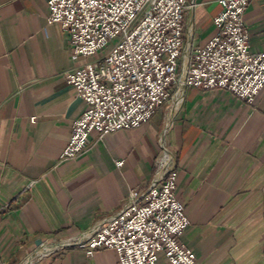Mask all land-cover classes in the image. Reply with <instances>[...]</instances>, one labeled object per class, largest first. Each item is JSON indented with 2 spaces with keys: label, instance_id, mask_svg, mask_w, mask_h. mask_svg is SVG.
I'll use <instances>...</instances> for the list:
<instances>
[{
  "label": "crops",
  "instance_id": "1",
  "mask_svg": "<svg viewBox=\"0 0 264 264\" xmlns=\"http://www.w3.org/2000/svg\"><path fill=\"white\" fill-rule=\"evenodd\" d=\"M48 1L0 0V264H25L40 241L89 234L159 179L165 154L191 223L180 241L197 264H264V89L248 104L184 88L177 107L104 139L92 133L78 158L60 162L87 105L66 81L77 64L68 33L48 24ZM220 1L194 0L186 45L215 36ZM244 27L251 50L264 52V0H251ZM32 264L119 262L114 250L63 246Z\"/></svg>",
  "mask_w": 264,
  "mask_h": 264
},
{
  "label": "built area",
  "instance_id": "2",
  "mask_svg": "<svg viewBox=\"0 0 264 264\" xmlns=\"http://www.w3.org/2000/svg\"><path fill=\"white\" fill-rule=\"evenodd\" d=\"M250 2L221 0L215 36L194 48L184 38L194 0H49L48 24L68 33L71 60L77 64L66 81L87 105L60 162L78 158L92 133L104 139L177 107L184 88L227 91L253 104L264 89V52L251 50L245 31ZM169 164L163 155L159 179L146 190L131 191L110 220L81 237L55 240L54 245L42 242L25 264L63 246H75L88 256L114 250L119 264H157L162 256L169 264H197L196 254L180 241L191 223L177 197L178 171Z\"/></svg>",
  "mask_w": 264,
  "mask_h": 264
},
{
  "label": "water",
  "instance_id": "3",
  "mask_svg": "<svg viewBox=\"0 0 264 264\" xmlns=\"http://www.w3.org/2000/svg\"><path fill=\"white\" fill-rule=\"evenodd\" d=\"M188 68H189V65H188V62L186 61L182 67V72H181V78H180V83L184 86L185 83H186V78H187V74H188ZM42 242L40 241L39 242V245L41 244Z\"/></svg>",
  "mask_w": 264,
  "mask_h": 264
},
{
  "label": "rangeland",
  "instance_id": "4",
  "mask_svg": "<svg viewBox=\"0 0 264 264\" xmlns=\"http://www.w3.org/2000/svg\"><path fill=\"white\" fill-rule=\"evenodd\" d=\"M99 55H101V54H99ZM163 110H165V109H163Z\"/></svg>",
  "mask_w": 264,
  "mask_h": 264
}]
</instances>
